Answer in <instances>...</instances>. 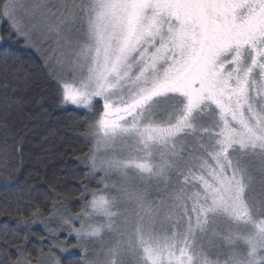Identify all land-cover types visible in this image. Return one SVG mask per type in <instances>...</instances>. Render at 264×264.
<instances>
[{
    "label": "snow or ice",
    "instance_id": "snow-or-ice-1",
    "mask_svg": "<svg viewBox=\"0 0 264 264\" xmlns=\"http://www.w3.org/2000/svg\"><path fill=\"white\" fill-rule=\"evenodd\" d=\"M0 28V264H264V0H0ZM25 50L92 146L75 213L11 211Z\"/></svg>",
    "mask_w": 264,
    "mask_h": 264
},
{
    "label": "trees",
    "instance_id": "trees-1",
    "mask_svg": "<svg viewBox=\"0 0 264 264\" xmlns=\"http://www.w3.org/2000/svg\"><path fill=\"white\" fill-rule=\"evenodd\" d=\"M2 31L4 28H0V32ZM22 58L29 68L32 79L30 89L17 94L23 98V111L19 114L15 127L23 130L21 134L25 136L27 171H24L23 179L32 186L33 191L30 200L27 196L24 197L27 203L19 212L14 206L11 211L14 215L22 212L28 216L38 205L47 215L54 195L53 189H55L56 195L66 197L70 201L68 205L70 210L73 213L78 212L81 205L79 199L81 183L84 182L86 168L77 161L76 157L83 156L92 146L80 136L84 130L80 117L72 111L56 110L51 103V93L45 91L42 86L45 80L44 74L35 67L40 64L39 57L25 50ZM41 97H44L43 105ZM89 186L97 187L95 181ZM5 199L13 201L15 194L0 192V208H3ZM6 219L8 218L0 216V224ZM8 223L11 225L14 220L8 219ZM33 231L37 233V236L31 237L28 249L35 256L40 245L38 236L46 235V233L43 226H33ZM60 240L63 243L67 242L64 232L60 233ZM74 243H70L69 246ZM79 257V255L61 256V259L63 264H77Z\"/></svg>",
    "mask_w": 264,
    "mask_h": 264
},
{
    "label": "rangeland",
    "instance_id": "rangeland-1",
    "mask_svg": "<svg viewBox=\"0 0 264 264\" xmlns=\"http://www.w3.org/2000/svg\"><path fill=\"white\" fill-rule=\"evenodd\" d=\"M34 226H35V227H42V225L39 224V223L35 224ZM66 241H67V242L64 243V244H65V246H67L68 248H71V247H72V246H69V245H71L70 243H72V242H76L74 236L69 237ZM68 242H70V243H68ZM73 255H79V256H80V253H79L78 251H76V250L73 249V250L69 251V252L66 253V254H61V256H63V257H68V256H73Z\"/></svg>",
    "mask_w": 264,
    "mask_h": 264
}]
</instances>
